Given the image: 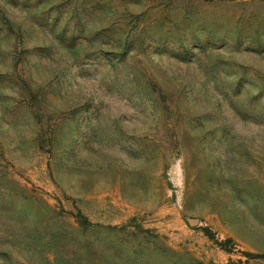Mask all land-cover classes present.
<instances>
[{"label":"rangeland","instance_id":"rangeland-1","mask_svg":"<svg viewBox=\"0 0 264 264\" xmlns=\"http://www.w3.org/2000/svg\"><path fill=\"white\" fill-rule=\"evenodd\" d=\"M0 264H264V0H0Z\"/></svg>","mask_w":264,"mask_h":264}]
</instances>
